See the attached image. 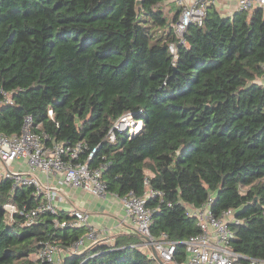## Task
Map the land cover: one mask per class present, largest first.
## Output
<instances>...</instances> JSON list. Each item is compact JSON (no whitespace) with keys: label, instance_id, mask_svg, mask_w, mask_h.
<instances>
[{"label":"trees","instance_id":"obj_1","mask_svg":"<svg viewBox=\"0 0 264 264\" xmlns=\"http://www.w3.org/2000/svg\"><path fill=\"white\" fill-rule=\"evenodd\" d=\"M140 1L137 13L138 0H0V101L12 100L0 106V135L19 134L31 116L47 144L100 146L91 164L105 166L109 192L159 193L147 202L151 234L177 242L178 261L200 233L186 205L209 198L216 217L236 211L232 248L264 260V7L223 17L211 4L181 44V7ZM126 113L143 128L110 142ZM35 193L0 179V264H35L47 242L66 248L88 232L57 226L73 220L66 211L27 225L4 209L38 206ZM139 236L97 241L62 264H158Z\"/></svg>","mask_w":264,"mask_h":264},{"label":"built area","instance_id":"obj_2","mask_svg":"<svg viewBox=\"0 0 264 264\" xmlns=\"http://www.w3.org/2000/svg\"><path fill=\"white\" fill-rule=\"evenodd\" d=\"M215 0H193L191 4H185L183 0H177L181 5L179 16L174 23L176 36L181 44H186L185 34L191 25L202 26L206 17L207 8ZM258 7H264V0H239L240 10L251 11ZM170 52L177 58V47L169 45ZM264 70V64L262 65ZM264 82V80H263ZM12 103L7 95L5 101H0V106ZM52 116V111H49ZM143 128V121L135 118L132 113H126L119 117L111 126L107 138L110 142H116L118 134H136ZM48 137L34 130L33 118L26 116L24 125L19 134L11 136L0 135V179L14 181V189L19 187H34L36 195L43 201L34 208H22L14 204L4 205V209L12 218L15 213L24 216L27 225L34 224L40 216L48 211L58 214L66 211L74 218L70 222L58 223L61 228L84 226L88 232L79 240L66 248H61L55 243L47 242L41 250L34 254L35 264H62L68 255L79 254L88 249L97 241L103 240L100 231L89 222V214L78 208L63 210L55 206L54 201H66L64 188H80L96 197L112 195L118 198L125 211V215L136 226L137 233L143 238L145 248L152 244L158 253L162 263L158 264H264V260L252 258L235 251L231 241L235 233L230 225L240 223L234 209L225 210L220 217L214 216L211 210L212 198L201 205H186L188 214L198 220L200 233L191 236L184 244L185 257L183 261L177 259V245L166 234L154 237L151 234L153 210L147 206L149 199L159 193L148 188L144 195L139 196L134 191L125 196H120L108 191V186L103 179L105 166H93L91 164L100 146L89 151L86 142L67 144L52 142L47 144ZM89 151L88 157L81 159V154ZM19 169H14V163ZM25 167V170L23 168ZM149 184V181H146ZM58 202V203H59ZM152 257L154 258L152 252Z\"/></svg>","mask_w":264,"mask_h":264},{"label":"crops","instance_id":"obj_3","mask_svg":"<svg viewBox=\"0 0 264 264\" xmlns=\"http://www.w3.org/2000/svg\"><path fill=\"white\" fill-rule=\"evenodd\" d=\"M185 4H191L193 0H183ZM173 2L177 4V0H166L165 4L169 6ZM213 5L223 17H232L239 8V0H215ZM169 8V7H167ZM66 201L59 202L60 208L69 210L71 208H78L89 214L90 224L100 231V237L103 240H112L123 235H134L137 233L135 224L126 217L121 201L107 195L106 197H96L80 188H64ZM138 234V233H137ZM137 246L145 251L151 253L150 247L145 248L143 238ZM110 240V241H111Z\"/></svg>","mask_w":264,"mask_h":264},{"label":"water","instance_id":"obj_4","mask_svg":"<svg viewBox=\"0 0 264 264\" xmlns=\"http://www.w3.org/2000/svg\"><path fill=\"white\" fill-rule=\"evenodd\" d=\"M140 3H141V1L138 0V2H137V6H136L137 13H139V10H140ZM143 238H145V237H143ZM183 245H184V244H183ZM150 248H151V250H152V254H153V256H154V259H155L158 263H162L161 258L159 257L158 253L155 251V249H154V247H153L152 244L150 245Z\"/></svg>","mask_w":264,"mask_h":264},{"label":"rangeland","instance_id":"obj_5","mask_svg":"<svg viewBox=\"0 0 264 264\" xmlns=\"http://www.w3.org/2000/svg\"><path fill=\"white\" fill-rule=\"evenodd\" d=\"M163 5L166 7V9H167V4H165V2L163 3ZM173 6H177L178 8H180L181 7V5L180 4H178V5H176V3L175 2H173V4L170 6V7H173ZM264 80V79H263ZM262 80V81H263ZM261 81V80H260ZM14 169H19V165L17 164V162L16 163H14ZM23 170H25V167L23 168ZM148 174L149 175H151V172H148ZM59 201H54V204H55V206H59V203H58ZM148 251V250H147ZM149 253V252H148ZM151 254V253H150Z\"/></svg>","mask_w":264,"mask_h":264}]
</instances>
